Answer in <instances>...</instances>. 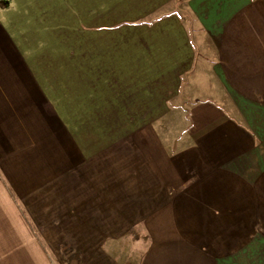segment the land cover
Here are the masks:
<instances>
[{
	"label": "crops",
	"instance_id": "crops-1",
	"mask_svg": "<svg viewBox=\"0 0 264 264\" xmlns=\"http://www.w3.org/2000/svg\"><path fill=\"white\" fill-rule=\"evenodd\" d=\"M0 264H264V0H0Z\"/></svg>",
	"mask_w": 264,
	"mask_h": 264
},
{
	"label": "rangeland",
	"instance_id": "rangeland-1",
	"mask_svg": "<svg viewBox=\"0 0 264 264\" xmlns=\"http://www.w3.org/2000/svg\"><path fill=\"white\" fill-rule=\"evenodd\" d=\"M183 7V6H182Z\"/></svg>",
	"mask_w": 264,
	"mask_h": 264
}]
</instances>
